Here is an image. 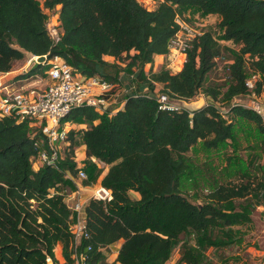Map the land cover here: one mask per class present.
I'll return each mask as SVG.
<instances>
[{
  "label": "trees",
  "instance_id": "trees-1",
  "mask_svg": "<svg viewBox=\"0 0 264 264\" xmlns=\"http://www.w3.org/2000/svg\"><path fill=\"white\" fill-rule=\"evenodd\" d=\"M157 1L147 10L137 0H0V72L12 70L25 54L59 55L74 71L113 83L114 92L121 85L122 97L115 92L111 108L123 103L111 115L88 106L73 108L62 119L71 129L57 166L38 170L31 163L36 148L29 120L0 119V264H46L47 257L58 264V242L71 262L70 210L63 193L76 189L64 174L78 170L73 161L77 133L87 159L83 184L95 178L98 164L108 165L99 174L100 184L112 192L108 202L90 198L85 204L89 238L79 250L91 246L88 264H165L176 248L179 264H205L209 248L236 243L232 226L249 217L247 204L264 191L263 178L252 192L250 181L218 184L196 203L180 189L188 169L185 154L199 141L217 148L231 139L237 118L252 122L264 139V122L241 105L222 115L213 101L191 111H163L154 97L160 92L186 101L202 90L218 99L219 87L205 83L223 49L230 53V84L223 98L246 96L251 74L258 76V92L264 86V0ZM57 6L61 35L54 44L45 22ZM190 7L219 16L220 39L238 48L203 31L190 41L180 71H145L156 55L168 53L179 30L176 18ZM81 124L86 127L76 130ZM120 240L114 260L107 262L102 251Z\"/></svg>",
  "mask_w": 264,
  "mask_h": 264
},
{
  "label": "built area",
  "instance_id": "built-area-1",
  "mask_svg": "<svg viewBox=\"0 0 264 264\" xmlns=\"http://www.w3.org/2000/svg\"><path fill=\"white\" fill-rule=\"evenodd\" d=\"M57 9L58 6L54 12L48 15L45 22L47 33L54 44L59 41L61 35ZM53 16H55L54 20H51ZM176 22L179 25V30L170 40L169 51L166 55L170 50L176 51L183 55L184 62L193 36L182 38V29L186 28V25H182L178 21V17ZM41 56L45 57V61L38 63L37 67L46 66L44 81L37 76V72H29L39 56H29L20 70L0 72V119L10 117L16 121L29 120V125L32 128L30 137L34 138L33 144L36 148V154L31 157L33 170H38L42 166H57L62 149L68 146V134L71 129V123L62 121V119L73 108L88 106L97 112L111 115L123 106L121 103L118 107L111 108V105L116 103L113 83L97 76L87 77L74 71L59 55ZM257 79L258 76L255 74H251L246 79L247 102L236 105L253 110L264 122V86L256 92ZM146 96L153 98L149 94ZM154 98L158 103L159 110H187L184 107L187 101L170 100L165 93L156 94ZM204 104L206 103L203 101L202 105ZM220 112L223 115V112ZM74 155H77L76 149L73 154V161H76ZM76 162H78L76 175H71L69 172L64 174L66 179L76 185V189L67 196L70 204L65 202L70 210L69 230L73 238L72 264H88V251L91 250V246L88 245L84 250H79L81 241L89 238L84 207L90 198L103 202L110 201L112 192L99 183L94 185L88 198L82 197L78 182H83L88 176L83 169L82 160ZM46 261L49 264H54L50 257H47Z\"/></svg>",
  "mask_w": 264,
  "mask_h": 264
},
{
  "label": "rangeland",
  "instance_id": "rangeland-1",
  "mask_svg": "<svg viewBox=\"0 0 264 264\" xmlns=\"http://www.w3.org/2000/svg\"><path fill=\"white\" fill-rule=\"evenodd\" d=\"M137 1L147 10H153L158 6L157 0ZM54 17H51V20H54ZM219 20V16L204 14L195 7L185 9L178 16V21L182 25H186V28L182 29V38L189 37V35H192L194 38L203 31H210L222 45L238 48V45H234L231 41L220 39L221 29L218 25ZM28 57L29 54H25L24 59L17 61L13 65L12 70L23 68ZM105 59L110 62L113 61L111 57H105ZM229 60L230 53L223 49L222 56L215 60L214 68L206 77L205 86L219 87L221 95L218 96V99L214 101V99L200 90L195 97L186 100L187 104L184 107L188 111L202 107L200 105H202L203 101L205 103L213 101L220 111L223 112V115H227L226 113L229 112L231 106L247 102L246 96H238L231 99L223 98L230 84L227 68ZM184 62L183 55L170 50L166 56L154 57L153 63L146 66L145 71L148 72L149 69L154 70L155 67L156 70L166 67L172 73H176L181 70ZM45 67L40 66L37 70V76L43 81L45 78ZM119 86L117 85L115 92L120 95V100L122 97L120 93L122 86ZM156 90L161 91V86H156ZM159 93L157 92L156 94ZM227 118L230 119L229 115ZM85 127V124H81L77 126L76 130L84 129ZM75 139L77 155H74V157L76 161H79L81 160V150L79 151V148L82 145L80 133L76 134ZM185 155L188 169L180 178V189L193 202L202 203L211 188L218 184H237L250 181L252 192L257 188L260 179L263 178L264 183V139L256 126L247 120L237 118L233 127V137L221 143L217 148H208L202 141H199ZM97 170L99 173L98 171L94 172L93 176L95 178L89 181H97L99 174H102L105 170V166L102 165ZM70 192L67 189L63 193L64 201L67 204H70L67 198ZM262 194H264V191L257 197L253 198L251 196V203L247 204L250 208L249 217L245 219L241 218V224L232 226L234 231H237L235 234L236 243L225 248H209L207 250L209 258H207L205 264H264V201ZM106 252L105 257L114 255L116 245L113 248L111 247V249H107ZM178 259L179 250L176 248L165 264H179ZM46 264L49 263L46 261Z\"/></svg>",
  "mask_w": 264,
  "mask_h": 264
},
{
  "label": "crops",
  "instance_id": "crops-1",
  "mask_svg": "<svg viewBox=\"0 0 264 264\" xmlns=\"http://www.w3.org/2000/svg\"><path fill=\"white\" fill-rule=\"evenodd\" d=\"M162 56H165V55H156L155 57H162ZM149 65H151V64H147L146 66H149ZM155 66H157V65H155ZM154 70H156V69H154ZM79 151L81 154L80 159L86 163L87 159H86V153H85V146L83 144L80 146ZM104 166H105V170L102 172L101 176H103L106 173V171L108 170V167H109L108 165H104ZM97 167H101V164H98ZM101 178L102 177L99 176L97 181H95V182L90 181L87 184H83V182H81V183L78 182V187H80V189H81L82 197L88 198L91 195V192L93 190L94 185L99 184ZM133 196L135 197L136 194L134 193ZM120 244H121V240L116 242L115 244L108 246L107 249H111V247L113 248L116 245V252L114 255L107 256V258H106L107 262H112L114 260V258H115L114 256L117 254V251H118ZM107 249H104L102 251L103 255H106ZM54 255H55V258H56L58 264H72V255H71V262L67 263V261L65 260L63 254H62V243L61 242H58L56 244V246L54 248ZM115 264H119V263L115 262Z\"/></svg>",
  "mask_w": 264,
  "mask_h": 264
},
{
  "label": "water",
  "instance_id": "water-1",
  "mask_svg": "<svg viewBox=\"0 0 264 264\" xmlns=\"http://www.w3.org/2000/svg\"><path fill=\"white\" fill-rule=\"evenodd\" d=\"M44 61H45V57L44 56L37 57V62L34 63L32 68H36L38 63H41V62H44Z\"/></svg>",
  "mask_w": 264,
  "mask_h": 264
}]
</instances>
